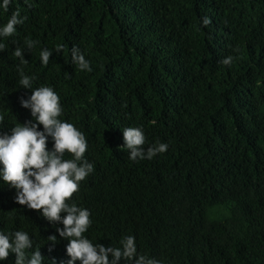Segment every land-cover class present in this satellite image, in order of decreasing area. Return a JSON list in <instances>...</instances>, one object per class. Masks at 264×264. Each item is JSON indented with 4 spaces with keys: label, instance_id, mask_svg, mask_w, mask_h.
<instances>
[{
    "label": "trees",
    "instance_id": "trees-1",
    "mask_svg": "<svg viewBox=\"0 0 264 264\" xmlns=\"http://www.w3.org/2000/svg\"><path fill=\"white\" fill-rule=\"evenodd\" d=\"M29 3L0 7V27L17 8L27 17L15 36L0 37V133L34 119L20 104L32 89L20 85L13 55L25 47L33 89L53 87L60 118L88 142L94 171L69 201L91 213L84 235L105 247L134 236L138 254L162 264H264V0ZM26 39L39 43L28 50ZM73 46L91 72L72 62ZM44 48L53 51L47 66ZM229 56L230 66L221 63ZM130 126L143 129L145 150L159 142L167 151L129 159L121 148ZM15 195L0 177V232L26 231L29 255L39 248L42 264H68V241L56 232L63 225ZM0 264H15V254Z\"/></svg>",
    "mask_w": 264,
    "mask_h": 264
},
{
    "label": "clouds",
    "instance_id": "clouds-1",
    "mask_svg": "<svg viewBox=\"0 0 264 264\" xmlns=\"http://www.w3.org/2000/svg\"><path fill=\"white\" fill-rule=\"evenodd\" d=\"M29 8V0H24ZM13 0H3V7L8 11ZM26 16H21L17 8L12 12L7 23L0 27V37L8 38L17 34V26L22 25ZM211 23L203 18V25ZM15 43V41H14ZM39 42L26 39L24 45L28 50L33 49ZM6 45L0 43V51ZM63 51V45H57L56 53ZM25 47L15 48L13 55L20 60L17 70L20 74V85L25 89H32L29 98H20L23 108L31 110L33 120L25 121L11 128L10 134L0 133V177L11 188L16 189L15 202L26 206L30 210L40 212L50 223H59L63 228H56L61 238L68 241L66 253L70 257L68 264H120L121 260L127 264H162V261L138 254L134 236H125L120 241V247H105L94 244L84 234L92 224L89 210L78 207L76 203H69L73 195L80 190V182L84 181L94 171V165L85 158L88 150L86 136L72 123L62 120L63 107L60 96L51 86H40L33 89L35 76L26 75L23 65L28 63L24 58ZM53 51L44 48L40 52V59L47 66ZM72 62L79 70L91 72L90 61L76 46L71 49ZM233 57H226L221 61L230 66ZM4 117L0 115V124ZM42 125L43 130H38ZM49 138L53 147L48 149ZM124 145L121 149L129 152V159L151 160L157 154L167 151L168 144L159 143L148 145L141 127H126L123 129ZM72 158L65 159V154ZM61 213L66 215L61 216ZM48 240L57 242V236L51 235ZM33 240L28 232L17 230L14 233L0 232V260H7L10 253L15 254V264H42L45 259L39 248L31 252ZM53 249L50 247L49 252ZM111 257V258H110Z\"/></svg>",
    "mask_w": 264,
    "mask_h": 264
}]
</instances>
